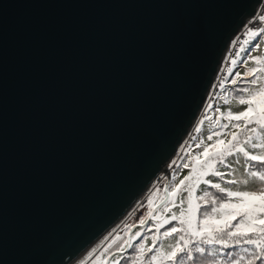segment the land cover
<instances>
[{"label":"water","instance_id":"obj_1","mask_svg":"<svg viewBox=\"0 0 264 264\" xmlns=\"http://www.w3.org/2000/svg\"><path fill=\"white\" fill-rule=\"evenodd\" d=\"M260 2L0 0V264L72 263L164 172L152 217Z\"/></svg>","mask_w":264,"mask_h":264},{"label":"snow or ice","instance_id":"obj_2","mask_svg":"<svg viewBox=\"0 0 264 264\" xmlns=\"http://www.w3.org/2000/svg\"><path fill=\"white\" fill-rule=\"evenodd\" d=\"M260 20L264 21V16H261ZM262 33H264V28L249 29L247 35L255 39ZM250 42L246 41L245 43ZM259 46L258 42L253 45V48H259ZM248 59L253 60L257 65H261L259 68L254 67L244 73L245 77H253L249 82L251 85H257L260 79L257 74L264 72V57L249 56ZM232 63L235 64L237 61L233 60ZM236 75L239 77L240 73H236ZM233 83L235 84L237 81L234 80ZM241 91L247 93V96L240 95L238 103L246 104L248 107L237 114L229 111L226 118L244 122L242 130L244 139H239V134L233 132L231 133L232 138L227 142L220 139L215 144L206 146L201 154L203 159L199 156L194 157L192 173L180 180L179 184L172 190L173 195L186 191L188 205L187 209L181 207L179 216L175 214L171 216V221H178L180 227L173 226L162 233L164 237L183 233L170 252L161 254L164 259L171 261L172 264H188L194 260V253L202 257L207 252L208 256L215 257L221 254L222 249L230 248L233 245L238 246L241 243L251 246L243 249L248 254L247 264H257V262L264 264V190L259 193L232 191L222 187L220 183L205 179L211 175L223 180L225 173L220 171L217 165H225L231 170L227 157L238 154L242 155L248 162L245 165L247 176L264 182V171L259 168L253 170V162L264 167V83H260L255 90L245 87ZM250 125L251 127H249ZM222 127H227V125ZM234 127L240 128L241 126L236 124ZM236 162L239 163V161ZM201 182L210 185L222 195L214 196L205 190L203 195L197 196V187ZM228 183L246 185L248 180L229 179ZM200 202H203L207 207L202 210ZM148 203L151 207L153 202L150 199ZM180 204L183 205L184 200H181ZM165 210L167 211V208ZM149 215L151 216V212ZM145 222V219L140 220L141 225ZM168 223H170L169 219L161 218L156 229L157 232ZM157 239L158 237H153V245L156 244ZM217 245L220 247H213ZM128 246L132 247L131 244ZM137 247L139 248L138 259H140L145 255V248L143 244ZM152 250V248H148L147 252ZM227 255L231 256L232 253H227ZM156 259V256L151 257L152 261H156ZM243 259L245 257H240V260ZM240 260L233 259L228 264H240ZM211 264H221V261L213 260Z\"/></svg>","mask_w":264,"mask_h":264},{"label":"rangeland","instance_id":"obj_3","mask_svg":"<svg viewBox=\"0 0 264 264\" xmlns=\"http://www.w3.org/2000/svg\"><path fill=\"white\" fill-rule=\"evenodd\" d=\"M246 41L251 42L246 44ZM258 42L260 45L259 48H253V45ZM249 56L264 57V33L257 36L255 39H252L247 35L235 56L230 57L229 68L227 69L225 78L217 85V89L214 88L211 89L213 91L210 90L207 101L205 102L203 109L200 111L190 134L181 145V154H175L174 157L168 161V167L172 170V177L167 189L169 192V198L164 204L154 211L152 219L149 221L148 225V228L151 231L144 233L139 242L144 245L145 251L148 248H152L153 250L149 252V257H142L138 259L137 256L135 264H160L162 261L166 260L161 254L170 252L175 246L176 241L179 240V236L183 234L176 233L169 237H164L162 235L164 231L173 226L180 227L178 221H171V216L173 214L179 216L181 207L187 209V192L181 191L177 195H173L172 190L179 184L180 180L192 173L194 157L199 156L203 159L201 154L206 146L215 144V142L220 139L227 142L232 138L231 133L233 132L239 134V139H244L242 131L244 128V122L229 120L226 118V114L229 111L233 114H237L246 110L248 107L246 104L241 105L238 103V97L240 95L247 96V93L242 92L241 89L247 87L250 90H255L258 88L260 83H264V72L257 74L260 78L257 85H251L249 83L253 77L244 76V73L249 69L261 67V65H257L253 60L248 59ZM233 60L237 61V63L233 64ZM236 73H240V76L237 77ZM234 80L237 81V83L234 84ZM230 87L235 88L236 92L231 93L229 90ZM236 124H240L241 127H234ZM223 125H227V127H222ZM249 127H251V125ZM209 137H211V139H209ZM236 161H239V163ZM227 162L231 165V170L226 168L225 165H217L220 171L225 173L223 180L218 177H212L211 175L205 177V179H209L215 183H220L222 187H226L232 191H249L259 193L261 190H264V182L250 178L245 173V165L248 162L242 155L237 154L229 156L227 157ZM258 168L261 171H264V167L256 165L255 162H253V170ZM230 171L231 174H229ZM158 176H160V179H158L157 182L153 181L123 214V216L70 264H119L120 261L124 260L125 257H123V254L120 253V251H123L128 247L130 241L129 238L125 241L122 240L118 244L119 252L109 255L108 249L110 245H113L118 241L124 230L127 231L131 225L139 223L141 219H145L146 221L149 213L164 199V184L166 181V175L164 172H161ZM229 179H247L248 183L246 185L243 183L229 184ZM209 186L210 185H205L201 182L197 187L196 195H203V191H208ZM150 199L153 202L151 207L148 203ZM181 200H184L183 205L180 204ZM200 203L202 209L207 207V205L203 202ZM166 208L167 211L165 210ZM137 211H141L140 217H137L134 221H129L130 217H132ZM161 218L169 219L170 223L165 224L160 228L159 232H157L156 229ZM233 223L235 224V221H233ZM132 229H134V227L130 230ZM143 229V226L135 227L133 237L136 236L137 233L140 234ZM153 237H158L155 245L152 243ZM181 244H183V241H181ZM153 256L157 257L156 261L151 260V257Z\"/></svg>","mask_w":264,"mask_h":264},{"label":"trees","instance_id":"obj_4","mask_svg":"<svg viewBox=\"0 0 264 264\" xmlns=\"http://www.w3.org/2000/svg\"><path fill=\"white\" fill-rule=\"evenodd\" d=\"M244 85V84H243ZM230 92L234 93L236 92L235 88L230 87ZM171 177H172V170H171ZM171 180V179H170ZM170 183V181H169ZM168 183V185H169ZM168 189V186H167ZM208 192L214 196H220L222 194L218 193L216 191V189H213L209 186L208 188ZM204 209V208H203ZM202 209V210H203ZM148 217V216H147ZM147 219V218H146ZM152 219V217L146 221L143 225L139 223H135L133 225H131V227L126 231L124 230L121 235L120 238L118 239V241L113 244L110 245L109 249H108V254H113L115 252H119V248H118V244L123 240H127V233H129V244L132 245V247H127L126 249H124L123 251H120V253L123 254L124 260L120 261L119 264H135V261L137 259V256H139V249L137 248L138 245H140V240L141 237L143 236L144 233L150 232L151 230L148 228L149 225V221ZM143 226L144 229L143 231H141V233L139 235H136L133 237V234L135 233V227H140ZM132 227H134V229L130 230ZM126 231V232H125ZM132 239V240H131ZM128 244V245H129ZM206 248H208L209 246H204ZM215 248H219L220 246H213ZM250 245H246L241 243V245H233L230 248L227 249H222L221 254L215 256V257H210L207 255V252L205 253L204 256H199V254L194 253V260L191 262H188V264H211V262L213 260H220L221 264H228L229 261L235 259V260H240V257H245V259L240 260V264H247V256L248 254L244 252V248H250ZM227 253H232L231 256H228ZM149 252H147V250L145 251V255L143 257H149ZM183 255V254H182ZM160 264H172L171 261L169 260H164L162 261ZM257 264H259V262H257Z\"/></svg>","mask_w":264,"mask_h":264},{"label":"built area","instance_id":"obj_5","mask_svg":"<svg viewBox=\"0 0 264 264\" xmlns=\"http://www.w3.org/2000/svg\"><path fill=\"white\" fill-rule=\"evenodd\" d=\"M261 16H264V0H261L259 5L257 6L255 13L246 19L245 23L236 32V34L233 36V38L229 42V44L225 50V54L222 58V62H221L220 68L218 70L216 79L213 83L212 89H214V88L217 89V87H218L217 85L220 84V82L225 78L226 73H227V69L229 68L230 57L235 56V54L238 52L239 48L241 47V45L243 43V40L246 38L247 33L249 32V29L258 30L260 28H264V21L260 20ZM211 91H213V90H211ZM191 130H192V128H191ZM189 134H190V132H189ZM181 145L179 146L178 150L176 151V153H175L176 155L181 154V151H182ZM158 179H160V176L156 177L154 179V181L157 182ZM138 211L135 214H133L132 217H130L129 221H134L137 217H140L141 211L140 212H138Z\"/></svg>","mask_w":264,"mask_h":264}]
</instances>
